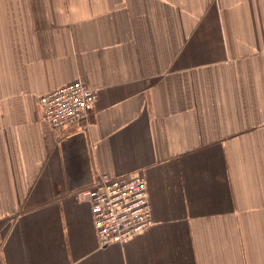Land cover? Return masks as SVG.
<instances>
[{
    "label": "crops",
    "instance_id": "obj_1",
    "mask_svg": "<svg viewBox=\"0 0 264 264\" xmlns=\"http://www.w3.org/2000/svg\"><path fill=\"white\" fill-rule=\"evenodd\" d=\"M77 79L54 129L36 100ZM103 173L153 223L101 247ZM0 264H264V0H0Z\"/></svg>",
    "mask_w": 264,
    "mask_h": 264
},
{
    "label": "built area",
    "instance_id": "obj_2",
    "mask_svg": "<svg viewBox=\"0 0 264 264\" xmlns=\"http://www.w3.org/2000/svg\"><path fill=\"white\" fill-rule=\"evenodd\" d=\"M96 91L81 79L38 96L40 117L52 128L82 127L88 120ZM89 202L98 245L122 243L153 223L146 181L141 175L100 174L93 185L80 192Z\"/></svg>",
    "mask_w": 264,
    "mask_h": 264
}]
</instances>
